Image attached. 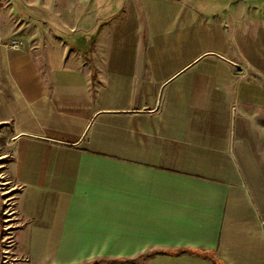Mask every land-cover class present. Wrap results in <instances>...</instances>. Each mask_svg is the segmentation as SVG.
Here are the masks:
<instances>
[{
  "label": "crops",
  "instance_id": "1",
  "mask_svg": "<svg viewBox=\"0 0 264 264\" xmlns=\"http://www.w3.org/2000/svg\"><path fill=\"white\" fill-rule=\"evenodd\" d=\"M263 63L264 0H0L1 264H264Z\"/></svg>",
  "mask_w": 264,
  "mask_h": 264
},
{
  "label": "rangeland",
  "instance_id": "2",
  "mask_svg": "<svg viewBox=\"0 0 264 264\" xmlns=\"http://www.w3.org/2000/svg\"><path fill=\"white\" fill-rule=\"evenodd\" d=\"M67 15V14H66ZM99 25V24H98ZM264 69V63L260 65ZM3 134H0V253L1 262L5 259V250L9 248L12 217L16 209L14 196L16 186L10 176L9 161L10 151L2 140ZM0 262V264H1Z\"/></svg>",
  "mask_w": 264,
  "mask_h": 264
},
{
  "label": "built area",
  "instance_id": "3",
  "mask_svg": "<svg viewBox=\"0 0 264 264\" xmlns=\"http://www.w3.org/2000/svg\"><path fill=\"white\" fill-rule=\"evenodd\" d=\"M7 46L10 49L13 50H18L21 47V40L18 37H12L8 42H7Z\"/></svg>",
  "mask_w": 264,
  "mask_h": 264
},
{
  "label": "trees",
  "instance_id": "4",
  "mask_svg": "<svg viewBox=\"0 0 264 264\" xmlns=\"http://www.w3.org/2000/svg\"><path fill=\"white\" fill-rule=\"evenodd\" d=\"M1 253H0V262H1ZM123 261L128 262V260L124 259Z\"/></svg>",
  "mask_w": 264,
  "mask_h": 264
}]
</instances>
